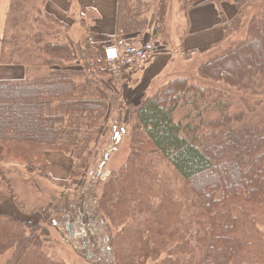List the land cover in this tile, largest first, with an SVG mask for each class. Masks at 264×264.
Wrapping results in <instances>:
<instances>
[{"label":"trees","instance_id":"trees-1","mask_svg":"<svg viewBox=\"0 0 264 264\" xmlns=\"http://www.w3.org/2000/svg\"><path fill=\"white\" fill-rule=\"evenodd\" d=\"M44 3L10 0L7 8L0 63L21 64L25 75L0 79V160L49 179L46 154L55 151L72 160L74 177L95 142L105 145L113 132L108 142L116 140L122 119L105 135L100 129L118 90L109 88L111 73L88 34L72 31ZM153 13L150 35L156 38L165 32L166 0L155 1ZM148 22L141 0H119V38L139 43ZM235 22L240 36L213 47L197 71L236 94L175 77L132 107L125 160L88 192L105 230L97 258L111 264H264V114L247 98L264 99V0L247 2ZM236 100L247 109H235ZM167 167L174 176L166 175ZM78 199H66L60 214L88 207ZM4 202L3 264H64L45 250L49 236L37 216L24 204L14 209Z\"/></svg>","mask_w":264,"mask_h":264},{"label":"rangeland","instance_id":"rangeland-1","mask_svg":"<svg viewBox=\"0 0 264 264\" xmlns=\"http://www.w3.org/2000/svg\"><path fill=\"white\" fill-rule=\"evenodd\" d=\"M155 1L157 0H141L144 9H149L150 20L149 30L142 36L141 41L151 39L155 46L159 48L163 45V39H165L169 44L167 50L174 54L177 44L179 45L181 37L186 32L187 17L184 9L198 1L166 0L165 32L162 36L154 38L149 33L153 27L152 19ZM80 28L83 31L85 29L82 24L77 27V29ZM241 32V28L235 30L230 39L236 40ZM173 54H171L173 59L171 60L170 66L163 72V75L160 76L157 83L162 82L161 84H164L166 81L175 77H187L193 83L202 86H217L220 89L236 94L237 91L234 88L227 87L223 83H215L199 76L197 71L199 64L210 58L212 53L210 55L208 52L197 53L191 60H186L184 63L182 62V53L178 54L176 52ZM108 85L112 91V88L116 91L119 90V85L117 84H114L113 87H110L109 83ZM145 94H148V92ZM247 98L256 106L255 112L264 114V99L262 97L248 96ZM115 101L116 103L112 105L104 126L100 129V135L107 133V129L114 124L115 119H122L121 124L118 126L119 130L117 129L119 132L116 140L113 143L108 142L114 137L113 132L112 137L105 145L101 144V140L95 142L92 147V152L84 160L83 170L82 167H79L80 164H77L75 168L76 171H80L79 175L74 177L68 176L66 179H58L50 174L51 165L49 164V179H47L39 176L35 170L28 171L17 161L9 162L0 160V203L6 205L4 200H8L9 205L13 206L14 209L17 208L15 206L16 203L24 204L25 211L37 216L36 219L43 223V227L46 228L47 235L49 236V242H47L45 250L53 259L61 261L64 264H111L110 258H97L99 250H95V246L100 243V248L103 250L105 246V230L99 216L96 214V205L88 192L91 193L94 180L101 183L105 181L109 177L111 170L123 163L127 154L126 149L129 145L135 122L132 107L137 103V100L135 101L134 99V101L129 103L123 96H120ZM237 102L238 100L234 102L235 109H247L244 102H240L239 104ZM186 110L187 107L180 109L178 116L183 115ZM47 159L55 167H62L67 164L69 169L72 168V160L65 154L54 156L51 162L49 157ZM48 172L46 171V177H48ZM165 172L166 175L168 173L174 176L171 168L167 167ZM174 185L175 187H179L180 182L176 179ZM8 194L12 195L11 199L7 197ZM81 196H83L85 205L88 207L84 210L77 207L69 215L60 214L59 210L65 207L66 203L64 202L66 199L68 201H74L76 197L80 199ZM79 199L78 201H80ZM89 210L92 219L91 225L89 224L91 233L86 230L80 234L78 232L79 227L86 228L87 226L78 225V221L75 219L83 217ZM45 217L48 218L42 221ZM68 218H73L74 221ZM68 223L73 225L74 228L72 229V226L70 227ZM88 237L93 238V240L91 238L88 239ZM6 256L7 253L0 257V264H3ZM158 261L149 260L147 264H157Z\"/></svg>","mask_w":264,"mask_h":264},{"label":"crops","instance_id":"crops-1","mask_svg":"<svg viewBox=\"0 0 264 264\" xmlns=\"http://www.w3.org/2000/svg\"><path fill=\"white\" fill-rule=\"evenodd\" d=\"M9 1L0 0V41ZM249 1L251 0H200L185 8L183 11L187 17L186 32L181 37L179 45L177 44L174 54L182 53L184 63L197 53H209L213 47L224 43L233 33L239 10ZM44 9L69 25L72 31L80 30L77 27L82 24L86 29L82 32L87 33L95 43L102 62L104 48L118 38L116 28L119 0H45ZM144 42H151L155 48L139 70L133 74L110 75L113 79L110 87L114 84L119 85L117 98L123 96L129 103L134 99L138 103L146 95L145 93L152 92L160 86L162 82L157 83V81L173 59L171 56L173 53L167 50L169 44L165 39L159 48L151 39L139 41V44ZM24 75L23 65L0 63V79L20 78ZM60 154L62 153L52 151L46 156L51 162L54 156ZM50 165L51 175L58 179L68 178L70 169L67 164L62 167H55L52 163Z\"/></svg>","mask_w":264,"mask_h":264},{"label":"built area","instance_id":"built-area-1","mask_svg":"<svg viewBox=\"0 0 264 264\" xmlns=\"http://www.w3.org/2000/svg\"><path fill=\"white\" fill-rule=\"evenodd\" d=\"M154 48L155 47L151 42L129 44L126 43L122 38L118 37L114 43L104 48L103 60L106 63L107 71L111 74H133L141 68L143 62L153 52ZM75 220L78 221V225L81 224L87 226L86 228L79 227L78 232H80V234L84 233L86 230L87 232L91 233L90 225L92 219L90 216V210L87 211L83 217L77 218ZM68 224L70 227L72 226V229L74 228L73 225H70V223Z\"/></svg>","mask_w":264,"mask_h":264}]
</instances>
